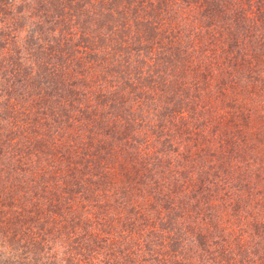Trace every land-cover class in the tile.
<instances>
[{"label": "trees", "instance_id": "16d2710c", "mask_svg": "<svg viewBox=\"0 0 264 264\" xmlns=\"http://www.w3.org/2000/svg\"><path fill=\"white\" fill-rule=\"evenodd\" d=\"M2 22L0 264H264V0Z\"/></svg>", "mask_w": 264, "mask_h": 264}, {"label": "rangeland", "instance_id": "374dc122", "mask_svg": "<svg viewBox=\"0 0 264 264\" xmlns=\"http://www.w3.org/2000/svg\"><path fill=\"white\" fill-rule=\"evenodd\" d=\"M9 17H11V15H9ZM13 20L11 19L10 20V22H12ZM6 22V21H5ZM4 22V23H5ZM3 22L2 23H0V30H2V28H3ZM13 24V23H12ZM25 35H27V30L26 29H20V30H16V31H14L12 34H11V36H9V39H8V46L10 45V47H9V49L7 50V51H5L6 52V54H5V56H7V54L9 53V52H11V48L13 47V45H15L17 48H20L21 47V45H19L18 46V43H19V40H21L22 38H24L25 37ZM7 46V47H8ZM17 48L14 50H12V51H16L17 50ZM8 57V56H7ZM5 62H7V61H5ZM1 80V79H0ZM1 82V81H0Z\"/></svg>", "mask_w": 264, "mask_h": 264}]
</instances>
